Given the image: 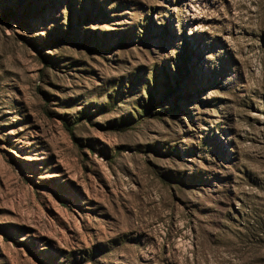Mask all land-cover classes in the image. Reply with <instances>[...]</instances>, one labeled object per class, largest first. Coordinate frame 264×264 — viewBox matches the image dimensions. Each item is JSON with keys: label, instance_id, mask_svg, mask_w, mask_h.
Wrapping results in <instances>:
<instances>
[{"label": "rangeland", "instance_id": "rangeland-1", "mask_svg": "<svg viewBox=\"0 0 264 264\" xmlns=\"http://www.w3.org/2000/svg\"><path fill=\"white\" fill-rule=\"evenodd\" d=\"M0 264H264V0H0Z\"/></svg>", "mask_w": 264, "mask_h": 264}]
</instances>
